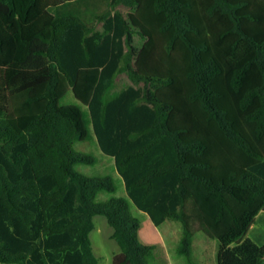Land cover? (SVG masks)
<instances>
[{
    "label": "trees",
    "instance_id": "obj_1",
    "mask_svg": "<svg viewBox=\"0 0 264 264\" xmlns=\"http://www.w3.org/2000/svg\"><path fill=\"white\" fill-rule=\"evenodd\" d=\"M73 1L0 0V264H100L97 216L113 264H152L129 200L96 203L116 180L75 169L96 159L75 149L90 131L70 92L128 197L181 225L180 255L199 222L218 264H264L247 237L264 212V0H112L100 29Z\"/></svg>",
    "mask_w": 264,
    "mask_h": 264
},
{
    "label": "rangeland",
    "instance_id": "obj_2",
    "mask_svg": "<svg viewBox=\"0 0 264 264\" xmlns=\"http://www.w3.org/2000/svg\"><path fill=\"white\" fill-rule=\"evenodd\" d=\"M112 0H74L69 6H64L63 11L78 13L87 23L97 28H102L96 16L106 13L110 10ZM119 10L125 15L129 13V8L120 5ZM143 44L140 36L136 37L135 45L141 48ZM132 84L131 79L126 73L121 74L117 80V90H121L124 86ZM69 103L79 104L83 107L90 138L86 142H77L75 149L78 152L89 154L96 159L95 164H80L76 166V171L95 178H103L111 176L116 180V192H102L96 203H102L111 198L125 197L130 202L132 214L142 224L141 238L144 243L155 245L152 264H218L219 242L209 237L200 226L199 222H195V235L193 240L192 254L190 260L178 253L182 237V229L179 223L167 222L161 227H157L151 217L144 211L140 210L134 202L128 197L126 183L119 174L115 159L108 156L100 148L98 139L91 123L89 108L79 102L73 92L68 93L62 101L63 105ZM114 229L109 225L107 219L103 216L95 218V227L91 233V239L96 255L100 259V264H113L115 255L121 252L120 246L113 239ZM248 238L252 239L259 245H264V212H261L256 218L254 225L251 227Z\"/></svg>",
    "mask_w": 264,
    "mask_h": 264
}]
</instances>
